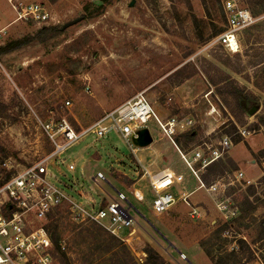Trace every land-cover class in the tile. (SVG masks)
<instances>
[{"label":"rangeland","instance_id":"rangeland-1","mask_svg":"<svg viewBox=\"0 0 264 264\" xmlns=\"http://www.w3.org/2000/svg\"><path fill=\"white\" fill-rule=\"evenodd\" d=\"M223 1L0 0V185L50 152L43 122L65 118L82 133L137 95L158 118L193 119L188 130L172 137L175 145L149 126V145L159 149L136 154L150 171L161 157L166 164L169 143L182 153H206V146L219 145L224 136L232 141L222 158L197 174L179 155L175 171L186 172L174 191L178 200L156 215L148 181L140 180V166L125 142L115 132L82 140L70 152L81 157L79 187L96 200L103 197V204L115 190L134 199V187L143 200H133L139 209L134 223L116 234L95 222L75 221L67 202L52 210L44 225L57 264H119L111 253L123 249L111 247V236L130 253L128 264H144L148 247L170 264H264V0H233L257 19L241 31L234 52L213 42L225 26ZM30 9L39 18L26 15ZM134 146L145 147L140 141ZM87 158L94 164L86 171ZM84 162L86 179L101 171L108 185L83 180ZM190 180L195 192L186 203L179 197Z\"/></svg>","mask_w":264,"mask_h":264},{"label":"built area","instance_id":"built-area-1","mask_svg":"<svg viewBox=\"0 0 264 264\" xmlns=\"http://www.w3.org/2000/svg\"><path fill=\"white\" fill-rule=\"evenodd\" d=\"M223 7L226 14L225 26L213 37V42L234 52L238 50L241 31L254 24L257 19L248 9L237 6L233 0H224ZM36 10L30 9L26 15L32 14L39 18ZM41 16L44 19L46 14ZM192 123V118H158L141 95L105 113L89 130L82 133L75 132L65 118L43 122L41 129L50 142V152L42 159L15 170L0 185V264H57L51 254L52 243L44 223L51 211L64 202L68 203L70 216L75 221L95 222L115 234L117 230L127 229L134 223L127 195L123 192L115 190V197L105 193L109 200L103 204V197L97 195L99 193L96 194V200L85 188L79 187L75 176L78 159L71 156L70 152L90 136H94L97 141L110 132H115L140 166V178L145 177L148 181L151 211L156 215L169 211L178 200L174 191L181 187L183 173L163 164L155 171L147 169L136 155L133 138L143 129L149 131L151 126L175 145L172 137L188 130ZM240 133L245 136L246 132L243 130ZM231 147L232 141L224 136L219 145L206 146V153L201 148L188 153L178 152L190 171L197 174L222 158ZM132 173L138 175V172ZM239 177H242V173ZM90 181L97 186L100 181L107 182L100 171L90 177ZM216 188V185H212L211 192ZM103 191L101 188V192ZM132 196L136 201L143 200V192L135 187ZM188 196L182 193L179 198L187 203Z\"/></svg>","mask_w":264,"mask_h":264},{"label":"crops","instance_id":"crops-1","mask_svg":"<svg viewBox=\"0 0 264 264\" xmlns=\"http://www.w3.org/2000/svg\"><path fill=\"white\" fill-rule=\"evenodd\" d=\"M171 142V141H170ZM92 144V143H91ZM150 147H152L151 148V151L153 152V153H157V151H158V149H159V147H158V149L156 148V147H154L153 148V146L152 145H149V146H145V147H142V148H139V147H136V153H137V151L138 150H144V149H147V148H150ZM174 147V149H172ZM114 148H115V146H114ZM172 149V150H171ZM160 151V150H159ZM169 152H171L172 153V155H170V156H168V153ZM160 154L161 155H163V154H165L166 155V158H165V161H166V164L165 163H163V161H164V159H163V157H161L160 159H161V162L157 165V167L159 166V165H161V164H163L164 166H168V167H170L171 169H173V170H178V168L177 167H175V166H178L176 163V160L177 159H179V152H178V149L175 147V146H173L172 144L170 145V143L167 145V149H166V151H164L163 152V154L160 152ZM137 155V154H136ZM138 157V156H137ZM154 158L155 159V161L158 159V156H156V155H152L151 156V158ZM139 158V157H138ZM150 158V159H151ZM80 160H81V157H79L78 156V160H77V168H78V162H80ZM91 160H92V158H87L86 160H85V162H87L86 163V171H87V169H89L90 170V168H91V166L94 164L93 162H91ZM140 160V159H139ZM152 161H154V160H152ZM85 162L82 164V165H80V172H79V174H80V177L83 179V180H90V177H92L97 171H95V172H93L91 175H89L88 177H87V179L85 178V173H86V171H84L85 169H84V165H85ZM144 166V165H143ZM183 166V165H182ZM184 167V166H183ZM177 168V169H176ZM180 168V167H179ZM181 171L182 172H186L185 170H183V169H181ZM101 172V171H100ZM176 172H179V171H176ZM76 176V175H75ZM184 176H185V178L187 179H189L190 178V176H189V173L187 172V173H184ZM189 176V177H188ZM141 179H143V177L142 178H140V180ZM140 180L138 181V183L140 182ZM135 184H137V183H135ZM135 184H134V186H135ZM196 185V183H194V181H192V180H190V182H189V185H192V186H187V188H184V190L182 191V193H185V194H188L189 196H191L194 192H195V189H191L192 187H194L193 185ZM200 188H202V186H200L199 187V189ZM142 191V190H141ZM144 195V194H143ZM127 198H128V205H129V207H130V210H131V214H132V216H133V213L134 212H136V213H138L136 210H139L138 208H137V206L135 205V202L133 201L134 199H131V198H129L128 196H127Z\"/></svg>","mask_w":264,"mask_h":264},{"label":"trees","instance_id":"trees-1","mask_svg":"<svg viewBox=\"0 0 264 264\" xmlns=\"http://www.w3.org/2000/svg\"><path fill=\"white\" fill-rule=\"evenodd\" d=\"M47 27L43 26L40 31H44L46 30ZM58 30L59 29H55ZM21 43V40L19 41H13L12 43H10L7 47H5V51L8 50H12L16 47H18ZM111 242L113 243V245L111 247H113L114 245L116 246V248H122L123 249V255L122 254H117L116 252L111 253V258L110 260H112L114 263H119V264H128L129 262H132V259L130 257V253L128 252V250L122 245V243L119 241V239L117 237L111 236L110 237ZM146 253V260L144 264H170L166 261V259H164V257L162 255H160L157 251H155L153 248L148 247V249L145 251ZM124 257L123 260H118L116 259V257ZM126 258V259H125ZM135 264V263H134Z\"/></svg>","mask_w":264,"mask_h":264},{"label":"water","instance_id":"water-1","mask_svg":"<svg viewBox=\"0 0 264 264\" xmlns=\"http://www.w3.org/2000/svg\"><path fill=\"white\" fill-rule=\"evenodd\" d=\"M79 21H80V18H77V19H74V20L68 21L67 23H65V24L61 27V29H62V30H63V29H66L67 27H69V26H71V25H74V24H76V23L79 22ZM138 141H140V143H141L142 145H145V146L151 144V142H152V137H151L150 132H149L147 129H143V130L139 131V132L137 133V137H136V138H135V137L133 138V143H134V145H136V144L138 143Z\"/></svg>","mask_w":264,"mask_h":264},{"label":"bare ground","instance_id":"bare-ground-1","mask_svg":"<svg viewBox=\"0 0 264 264\" xmlns=\"http://www.w3.org/2000/svg\"><path fill=\"white\" fill-rule=\"evenodd\" d=\"M233 47H235V45H233ZM233 49H235V48H233Z\"/></svg>","mask_w":264,"mask_h":264}]
</instances>
